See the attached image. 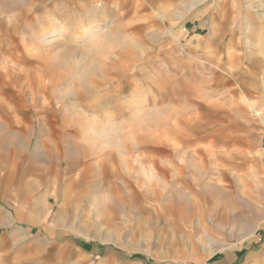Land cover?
Masks as SVG:
<instances>
[{
	"label": "rangeland",
	"instance_id": "rangeland-1",
	"mask_svg": "<svg viewBox=\"0 0 264 264\" xmlns=\"http://www.w3.org/2000/svg\"><path fill=\"white\" fill-rule=\"evenodd\" d=\"M0 122V264H264V0H0Z\"/></svg>",
	"mask_w": 264,
	"mask_h": 264
},
{
	"label": "crops",
	"instance_id": "crops-1",
	"mask_svg": "<svg viewBox=\"0 0 264 264\" xmlns=\"http://www.w3.org/2000/svg\"><path fill=\"white\" fill-rule=\"evenodd\" d=\"M22 92V91H21ZM9 121H10V119H9ZM4 123V122H3ZM2 123L0 122V127H2V125H1ZM10 128H9V133H8V135L10 136ZM4 144V147H8V148H10L11 147V143H10V139H8V141H7V143L6 142H3ZM68 158L69 159H71L69 156H68ZM69 159H67L66 161H65V164H66V167H65V169H66V172L68 173V171H70L71 169H72V167L76 164L75 162H73V161H71V160H69ZM63 161H60V164L62 163ZM103 167H104V171H105V174H106V178L109 176V175H111L112 173H111V168L109 167V164H107V163H103ZM61 213H62V211H58L57 212V214H56V220L57 221H59V220H61ZM213 251H215V250H213Z\"/></svg>",
	"mask_w": 264,
	"mask_h": 264
}]
</instances>
